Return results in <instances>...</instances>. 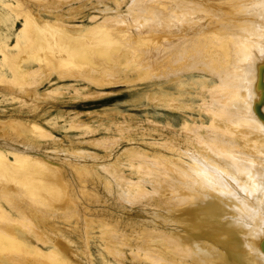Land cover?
I'll use <instances>...</instances> for the list:
<instances>
[{
    "label": "bare ground",
    "instance_id": "1",
    "mask_svg": "<svg viewBox=\"0 0 264 264\" xmlns=\"http://www.w3.org/2000/svg\"><path fill=\"white\" fill-rule=\"evenodd\" d=\"M128 1L132 13L118 22L76 30L24 10L14 55L10 29L0 32L2 62L20 91L34 63L98 85L111 75L128 83L165 76L169 90L155 101L181 116L165 146L152 147L151 172L102 180L106 200L135 210L127 220L83 212L101 178L34 155L25 136L43 137L37 125H0V264H96L91 241L114 254L128 248L144 264H264V121L255 112L264 115V0ZM144 182L152 194L139 193Z\"/></svg>",
    "mask_w": 264,
    "mask_h": 264
},
{
    "label": "rangeland",
    "instance_id": "2",
    "mask_svg": "<svg viewBox=\"0 0 264 264\" xmlns=\"http://www.w3.org/2000/svg\"><path fill=\"white\" fill-rule=\"evenodd\" d=\"M3 1L9 6L6 7L0 1V14L7 13L6 21H0V32L6 33L10 29L6 49L11 55L17 51L13 48L14 35L22 27L24 10L36 15L40 21H55L71 30L105 19L115 23L132 13L128 0ZM17 1L20 3L18 6ZM4 64L0 53V125L7 120L37 125L44 133L43 137L25 136L36 145L38 152L34 155L57 159L62 165L76 164L97 171L96 177L101 178V184L94 185L93 192L98 193L97 196L92 195L85 202L87 211L83 212L87 216L95 219V216L113 211L115 215L121 214L122 220L133 218L135 210L121 212L112 200H106L102 180L106 179L109 184L115 181L127 183L136 182L138 176H146L155 166L150 156L152 147H164L170 126L179 128L181 116L155 101L156 92L166 93L169 90L166 77L128 83L118 75H111V82L98 85L83 78L48 74L34 63L30 68L34 70L30 84L20 91V87L11 82L10 71ZM190 76L197 77V73ZM10 88L13 91L19 89L18 94ZM27 89H30V95L26 93ZM191 115L194 119L197 117L196 121L200 119L198 112ZM201 118L208 124L207 115L202 113ZM4 128L0 126V133L7 130ZM2 137L6 138L7 134H0ZM141 185L143 190H137L140 194L153 193L147 182ZM88 188L91 190V186ZM60 227L66 234L69 233L70 229L66 225L60 224ZM72 240L80 243L75 237ZM89 254L96 264H144L128 248H121L120 252L114 254L93 241ZM101 256L109 262L101 263Z\"/></svg>",
    "mask_w": 264,
    "mask_h": 264
},
{
    "label": "water",
    "instance_id": "3",
    "mask_svg": "<svg viewBox=\"0 0 264 264\" xmlns=\"http://www.w3.org/2000/svg\"><path fill=\"white\" fill-rule=\"evenodd\" d=\"M255 112H256V114L258 115V117H259L261 120L264 121V115L261 114V112H260V108H259L258 105L256 106Z\"/></svg>",
    "mask_w": 264,
    "mask_h": 264
}]
</instances>
